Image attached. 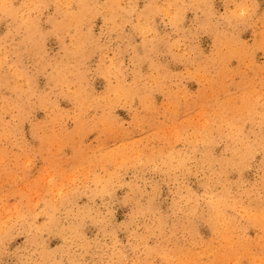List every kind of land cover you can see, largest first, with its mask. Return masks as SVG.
I'll return each mask as SVG.
<instances>
[{
  "label": "rangeland",
  "instance_id": "374dc122",
  "mask_svg": "<svg viewBox=\"0 0 264 264\" xmlns=\"http://www.w3.org/2000/svg\"><path fill=\"white\" fill-rule=\"evenodd\" d=\"M263 119L264 0H0V264H264Z\"/></svg>",
  "mask_w": 264,
  "mask_h": 264
},
{
  "label": "bare ground",
  "instance_id": "6f19581e",
  "mask_svg": "<svg viewBox=\"0 0 264 264\" xmlns=\"http://www.w3.org/2000/svg\"><path fill=\"white\" fill-rule=\"evenodd\" d=\"M226 56H227V55H224L223 57H226ZM261 118H262V117H261ZM263 120H264V119H263ZM263 120H262V121H263ZM234 122H235V121H234ZM229 123H230V122H229ZM238 123H239V122H238ZM240 123H241V122H240ZM240 123H239V124H240ZM224 125H225V124H224ZM228 125H229V124H228ZM237 125H238V124H237ZM232 126H233V125H232ZM242 126H243V125H242ZM221 127H223V126H221ZM226 127H227V126H226ZM238 127L240 128V126H238ZM238 127H236V128H238ZM223 128H224V127H223ZM233 128H234V127H233ZM236 128H235V129H236ZM239 128H238V129H239ZM225 130H226V129H225ZM227 130H228V127H227ZM230 130H231V129H230ZM239 130H242V128L239 129ZM263 130H264V129H263ZM221 131H222V130H221ZM221 131H220V132H221ZM225 132H227V131H225ZM240 132H241V131H240ZM206 133H208V132H206ZM237 133H238V132H237ZM254 133H255V132H254ZM223 134H224V133H223ZM238 134H239V133H238ZM241 134H242V133H241ZM241 134H240V135H241ZM221 135H222V134H221ZM263 135H264V134H263ZM226 136H227V134H226ZM242 136H243V135H242ZM251 136H252V135H251ZM207 137H208V135H207ZM212 137H213V136H212ZM217 137H218V136H217ZM224 137H225V136H224ZM208 138H209V137H208ZM219 138H221V136H220ZM232 138H233V136H232ZM236 138H237V137H236ZM240 138H241V137H240ZM263 138H264V137H263ZM211 139H212V138H211ZM211 139H210V140H211ZM242 139H243V138H242ZM246 139H247V138H246ZM252 139H253V138H252ZM261 139H262V138H261ZM261 139H260V140H261ZM204 140L206 141V137L204 138ZM230 140H231V139H230ZM205 141H204V142H205ZM214 141H215V140H214ZM238 141H239V139H238ZM238 141H237V142H238ZM244 141H245V140H244ZM256 141H257V140H256ZM204 142H203V143H204ZM263 142H264V141H263ZM228 143H229V142H228ZM232 143H233V142H232ZM205 144H207V143H205ZM255 144H256V143H255ZM255 144H254V145H255ZM207 145H208V144H207ZM246 145H248V144L246 143ZM262 145H263V144H262ZM233 146H234V145H233ZM251 146H252V145H251ZM255 146H256V145H255ZM233 148H234V147H233ZM240 148H241V147H240ZM243 148H245V146H244ZM247 148L249 149L248 146H247ZM251 149H252V148H251ZM233 150H234V149H233ZM227 151H228V150H227ZM237 151H238V150H237ZM239 151H241V150H239ZM244 151H245V150H244ZM244 151H243V152H244ZM259 151H260V150H259ZM234 152H236V151H234ZM243 152H242V153H243ZM238 153H239V152H238ZM240 153H241V152H240ZM245 153H246V152H245ZM245 153H244V154H245ZM247 153H248V152H247ZM227 154H228V153H227ZM231 154H232V153H231ZM228 155H229V154H228ZM240 155H242V154H240ZM251 155H252V153H251ZM232 156H233V155H232ZM238 156H239V155H238ZM206 157H207V156H206ZM212 157H213V156H212ZM221 157H222V156H221ZM246 157H247V156H246ZM214 158H215V157H214ZM214 158H213V159H214ZM216 158H218V157H216ZM228 158H229V156H228ZM228 158H227V159H228ZM230 158H231V156H230ZM242 158H243V157H242ZM249 158H250V157H249ZM247 159H248V157H247ZM222 160H224V159H222ZM222 160H221V161H222ZM234 160H235V159H234ZM205 161H206V160H205ZM208 162H209V161H208ZM222 162H223V161H222ZM230 162H231V161H230ZM237 162H238V161H237ZM248 162H249V161H248ZM215 163H216V162H215ZM220 163H221V162H220ZM228 163H229V162H228ZM212 164H213V163H212ZM233 164H234V163H233ZM238 164H239V163H238ZM211 166H212V165H211ZM214 166H215V165H214ZM237 166H238V165H237ZM212 167H213V166H212ZM212 167H211V168H212ZM229 167H231V165H230ZM232 167H236V166H232ZM239 167H241V164H240ZM221 168H222V167H221ZM224 168H225V167H224ZM228 169H229V168H228ZM225 170H226V168H225ZM241 170H242V169H241ZM227 171H228V170H227ZM214 172H215V171H214ZM219 172H220V171H219ZM225 172H226V171H225ZM235 172H237L236 169H235ZM241 172H243V171H241ZM211 173H212V172H211ZM211 173H209V176H211ZM218 174H220V173H218ZM223 174H224V173H223ZM225 177H226V176H225ZM210 178H211V177H210ZM218 178H219V177H218ZM239 179H240V178H239ZM210 180H211V179H210ZM229 180H230V177H229ZM229 180H228V181H229ZM213 181H214V180H213ZM228 181H227V182H228ZM215 182H216V181H215ZM223 183H224V182H223ZM237 183H238V182H237ZM240 183H241V182H240ZM226 184H227V183H226ZM228 185H229V183H228ZM230 185H231V184H230ZM230 185H229V186H230ZM225 186L227 187V185H225ZM259 186H260V185H259ZM209 187H210V186H209ZM223 187H224V186H223ZM240 187H241V186H240ZM234 188H235V187H234ZM208 189H209V188H208ZM216 189H217V188H216ZM227 189H228V188H227ZM240 189H241V188H240ZM253 190H254V189H253ZM236 191H238V190H236ZM211 193H212V192H211ZM215 193H216V192H215ZM222 193H223V192H222ZM232 193H233V192H232ZM239 193H240V192H239ZM247 193H248V191H247ZM263 193H264V192H263ZM219 194H220V193H219ZM256 194H257V193H256ZM213 195H214V193H213ZM213 195H212V196H213ZM229 195H230V194H229ZM241 195H242V194H241ZM246 195H247V194H246ZM193 196H194V195H193ZM219 196H220V195H219ZM253 196H254V195H253ZM213 197H214V196H213ZM231 197H232V196H231ZM248 197H249V196H248ZM248 197H247V198H248ZM253 198H254V197H253ZM239 199H240V198H239ZM254 199H255V198H254ZM254 199H252V200H254ZM208 201H209V200H208ZM246 201H247V200H246ZM217 202H219V201H217ZM230 202H231V201H230ZM242 202H243V201H242ZM244 202H245V200H244ZM249 202H250V201H249ZM254 202H255V201H254ZM254 202H253V203H254ZM206 203H209V202L206 201ZM245 203H246V202H245ZM222 204H223V203H222ZM230 204H231V203H230ZM230 204H229V205H230ZM235 204H237V203H235ZM243 204H244V203H243ZM195 205H196V204H195ZM198 205H199V204H198ZM220 205H221V204H220ZM229 205H228V206H229ZM231 205H232V204H231ZM231 205H230V206H231ZM245 205H246V204H245ZM249 205H250V204H249ZM241 206H242V205H241ZM215 207H216V206H215ZM221 207H222V206H221ZM247 207H248V206H247ZM247 207H246V208H247ZM249 207H251V206H249ZM207 208H208V207H207ZM222 208H223V207H222ZM230 208H231V207H230ZM220 209H221V208H220ZM225 209H227V206H226ZM236 209H237V208H236ZM211 210H212V209H211ZM240 210H241V209H240ZM253 210H254V209H253ZM263 210H264V209H263ZM194 211H195V210H194ZM196 211H197V210H196ZM196 211H195V212H196ZM230 211H231V210H230ZM233 211H234V210H233ZM258 211H259V210H258ZM197 212H198V211H197ZM227 212H228V211H227ZM248 212H249V211H248ZM230 213H231V212H230ZM243 213H244V212H243ZM243 213H242V214H243ZM260 213H261V212H260ZM263 213H264V211H263ZM211 214H212V212H211ZM225 214H226V213H225ZM230 215H231V214H230ZM211 217H212V216H211ZM243 217H244V216H243ZM248 217H249V216H248ZM235 218H236V217H235ZM244 218H245V217H244ZM254 218H255V217H254ZM211 219H212V218H211ZM215 219H216V218H215ZM238 219H239V218H238ZM238 219H237V220H238ZM230 220H231V219H230ZM240 220H241V219H240ZM252 220H253V219H252ZM256 220H258L257 217H256ZM211 221H212V220H211ZM235 221H236V219H235ZM250 222H251V221H250ZM250 222H249V223H250ZM256 222H257V221H256ZM235 223H236V222H235ZM239 223H241V222H239ZM242 223H243V221H242ZM242 223H241V224H242ZM244 223H245V222H244ZM213 224H215V223L213 222ZM213 224H212V225H213ZM233 225H234V224H233ZM236 225H237V224H236ZM243 225H244V224H243ZM234 226H235V225H234ZM241 226H242V225H241ZM245 226H246V225H244V228H245ZM251 226H252V225H251ZM254 226H255V225H254ZM228 227H229V226H228ZM231 227H232V226H231ZM231 227H230V228H231ZM237 227H240V225L237 226ZM256 227H257V225H256ZM242 228H243V227H242ZM261 228H262V227H261ZM234 229H235V228H234ZM234 229H233V230H234ZM237 229H238V228H237ZM247 229H248V228H247ZM233 230H232V231H233ZM243 230H244V229H243ZM240 231H241V230H240ZM240 231H239V232H240ZM237 232H238V230H237ZM243 232H244V231H243ZM240 233H241V232H240ZM229 234H230V232H229ZM243 234H244V233H243ZM217 235H218V234H217ZM241 235H242V234H241ZM220 239H221V238H220ZM247 240H248V239H247ZM247 243H248V242H247ZM243 244H244V243H243ZM246 245H248V244H246ZM248 246H249V245H248ZM242 247H243V246H242Z\"/></svg>",
  "mask_w": 264,
  "mask_h": 264
}]
</instances>
